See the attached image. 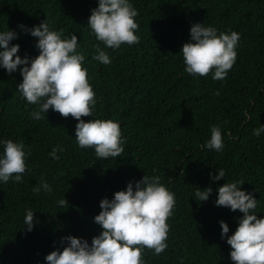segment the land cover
Masks as SVG:
<instances>
[{"label":"trees","instance_id":"obj_1","mask_svg":"<svg viewBox=\"0 0 264 264\" xmlns=\"http://www.w3.org/2000/svg\"><path fill=\"white\" fill-rule=\"evenodd\" d=\"M140 37L138 44L106 48L111 63L92 59L98 42L87 27L97 0H0V31L13 29L21 57L39 54L36 39L17 27L39 25L65 35L74 33L85 55L90 84L97 101L93 118L120 122L124 151L117 158L100 159L94 149L77 146L76 120L50 108L46 118L34 120L16 91L19 71L0 68V138L22 141L30 155L22 181L0 184V264H46L45 255L59 247L62 236L88 240L101 227L93 221L99 201L112 198L128 181L152 175L175 193L167 248L156 255L142 253L145 264H234L230 245L221 239L219 221L235 231L239 210L215 206L217 188L243 181V190L259 200L264 215V0H132ZM236 31L237 58L224 80L193 77L184 72L182 45L190 42L191 24ZM103 48L104 45L101 43ZM92 117H82L85 121ZM212 125L221 127V152L202 148ZM62 146L59 159L49 156ZM225 177L212 181L216 170ZM41 180L51 192H34ZM213 191L204 202L194 200L197 187ZM64 196L67 203L57 205ZM26 209L34 213L32 231L23 227ZM56 242L55 244L53 242Z\"/></svg>","mask_w":264,"mask_h":264},{"label":"clouds","instance_id":"obj_2","mask_svg":"<svg viewBox=\"0 0 264 264\" xmlns=\"http://www.w3.org/2000/svg\"><path fill=\"white\" fill-rule=\"evenodd\" d=\"M138 9L132 0H97L96 7L90 9L87 27L95 39L92 59L108 65L111 58L106 48L119 49L122 44H138L136 34ZM17 27L24 34L37 38L35 47L39 54L21 57L18 43H10L18 38L16 30L0 31V68L7 74L19 71L22 81L17 89L27 103L36 105L29 113L34 120L46 118L47 111L58 112L62 117L71 115L76 120L74 133L77 146L94 149L100 159L117 158L124 151L125 140L119 121L93 118L96 99L90 84L88 69L84 67L85 55L78 49L80 43L76 34H63L50 27L47 19L39 25ZM190 42L182 45L184 72L197 76L211 73L213 80H224L237 58L236 48L240 34L236 31H219L213 26L193 23L189 29ZM103 44L102 48L100 44ZM85 121L82 117H89ZM264 133V125L253 129V135ZM202 148L221 152L224 148L221 127L212 125L210 138ZM62 146H54L49 156L59 159ZM30 149L22 141L0 138V184L10 180L22 181L26 171V160ZM226 175L225 169L216 170L212 181H219ZM161 178L153 169L152 175H143L139 180L128 181L123 190L115 191L112 198L99 201L100 211L93 221L101 227L98 235L88 240L74 235L62 236L57 247L44 257L46 264H145L142 253L151 249L159 255L167 248L169 225L167 218L173 214L175 193L160 182ZM243 181L226 182L217 188L215 206H223L230 211L239 210L235 231L229 235V225L220 220L221 239L230 245L229 258L234 264H264V215L258 217L256 211L259 200L252 192L243 190ZM51 192L52 187L44 180L34 187V192ZM213 189L197 187L194 200L204 202ZM64 196L57 201L63 206ZM68 204V203H67ZM34 213L26 209L23 227L32 231ZM56 243L55 241L53 242Z\"/></svg>","mask_w":264,"mask_h":264}]
</instances>
